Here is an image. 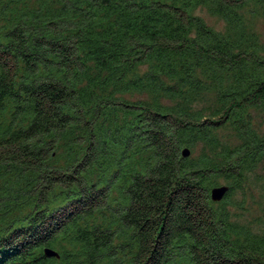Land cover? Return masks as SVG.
I'll return each mask as SVG.
<instances>
[{
	"label": "trees",
	"instance_id": "obj_1",
	"mask_svg": "<svg viewBox=\"0 0 264 264\" xmlns=\"http://www.w3.org/2000/svg\"><path fill=\"white\" fill-rule=\"evenodd\" d=\"M260 20L264 0H0V264H264V220L227 207L264 161Z\"/></svg>",
	"mask_w": 264,
	"mask_h": 264
},
{
	"label": "rangeland",
	"instance_id": "obj_2",
	"mask_svg": "<svg viewBox=\"0 0 264 264\" xmlns=\"http://www.w3.org/2000/svg\"><path fill=\"white\" fill-rule=\"evenodd\" d=\"M196 15L202 17L208 25L218 31L225 28V22L222 19L209 14L203 8H199L196 11ZM257 31L264 43V20H260L257 23ZM222 185L227 186L225 182H222ZM246 188L247 191L245 193L236 191L231 200H229L227 207L241 222H250L256 226L258 222L264 220V161L255 173L250 176L249 184Z\"/></svg>",
	"mask_w": 264,
	"mask_h": 264
},
{
	"label": "water",
	"instance_id": "obj_3",
	"mask_svg": "<svg viewBox=\"0 0 264 264\" xmlns=\"http://www.w3.org/2000/svg\"><path fill=\"white\" fill-rule=\"evenodd\" d=\"M182 154H183L184 158H188L191 155V151L188 148H186L183 150ZM229 190H230L229 186H226V185H220V186L213 188L211 191L212 200L214 202L222 201L226 197V195L228 194ZM45 254L47 257H50V258L51 257H59V254L50 248H47L45 250Z\"/></svg>",
	"mask_w": 264,
	"mask_h": 264
}]
</instances>
